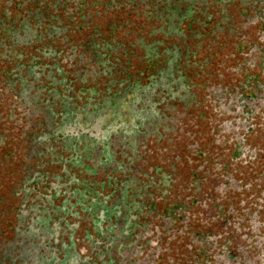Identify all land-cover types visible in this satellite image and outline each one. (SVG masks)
<instances>
[{"label":"flooded vegetation","instance_id":"1","mask_svg":"<svg viewBox=\"0 0 264 264\" xmlns=\"http://www.w3.org/2000/svg\"><path fill=\"white\" fill-rule=\"evenodd\" d=\"M264 0H0V264H264Z\"/></svg>","mask_w":264,"mask_h":264},{"label":"trees","instance_id":"2","mask_svg":"<svg viewBox=\"0 0 264 264\" xmlns=\"http://www.w3.org/2000/svg\"><path fill=\"white\" fill-rule=\"evenodd\" d=\"M260 141H261L262 145H264V139H261Z\"/></svg>","mask_w":264,"mask_h":264}]
</instances>
